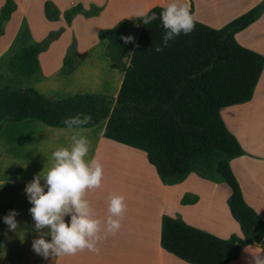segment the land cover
I'll list each match as a JSON object with an SVG mask.
<instances>
[{
	"label": "crops",
	"instance_id": "obj_1",
	"mask_svg": "<svg viewBox=\"0 0 264 264\" xmlns=\"http://www.w3.org/2000/svg\"><path fill=\"white\" fill-rule=\"evenodd\" d=\"M43 1L13 0L15 9L4 22L0 35L1 56L13 41L21 19L26 21L32 42H39L47 32L64 27L60 36L37 55L43 75L58 67L71 41L78 57L89 56L96 47V53L103 55L105 42L95 36L89 38L81 31L92 20L102 22L99 28H110L124 19L120 36L132 48L144 14L152 6L165 7L217 29L260 2L254 0L239 8L240 0H48L59 13L75 3L84 9L89 6L100 9L90 18L77 14L65 26L61 16L56 21L44 19ZM3 2L0 0V7ZM262 22L264 8L253 23L234 35L235 41L248 47L237 36L261 26ZM261 41L264 43V38ZM248 48L264 57V48ZM107 65L109 86L114 78L119 86L122 72L110 68L108 60ZM218 113L243 152L229 161L242 199L264 223V142L256 144L257 129L261 127L246 123L264 122V65L251 98L242 104L220 108ZM32 121L0 124V210L1 206H8L11 214L7 218L18 216L13 211L17 207L12 194L4 191L19 187L24 192L19 217L31 220L34 186L56 184L55 211H49L46 206L42 213L47 219L55 218L56 224L48 222L44 232L20 246L1 231L2 251H16L26 264H187L160 248L162 215L178 217L187 225L219 238L232 233L240 236L237 224L228 214L225 199L229 190L224 183H213L189 173L180 183L162 184L143 152L102 137L104 122L82 129L54 128ZM219 192L220 210L215 209L211 221L200 224L196 218H200L197 214L202 209L203 194L208 193L207 198L214 201L212 197ZM184 195L194 196L196 201L181 205ZM262 239L264 242V234ZM227 264H264V248L255 243L243 246L238 257Z\"/></svg>",
	"mask_w": 264,
	"mask_h": 264
},
{
	"label": "trees",
	"instance_id": "obj_2",
	"mask_svg": "<svg viewBox=\"0 0 264 264\" xmlns=\"http://www.w3.org/2000/svg\"><path fill=\"white\" fill-rule=\"evenodd\" d=\"M264 0L214 29L162 6L144 14L135 42L123 64L129 44L120 36L125 20L97 32L104 41L103 55L110 68L122 72L114 97L97 93H74L66 97L45 96L31 87H0V124L34 120L54 128H91L104 122L102 137L137 149L164 185L180 183L189 173L229 190L225 204L240 236L219 238L184 223L178 217L162 215L159 245L187 264H227L238 257L243 246L264 248V223L242 199L229 161L243 154L226 130L219 109L247 102L263 69L264 57L238 44L234 35L262 13ZM13 0L0 7L2 26L14 11ZM191 7L186 10L190 13ZM100 11H84L75 3L61 13L52 2L42 3V15L56 21L61 14L66 25L76 14L85 18ZM46 39L23 44L27 34L21 20L5 52L10 71L29 77L38 71L37 55L46 50L61 32ZM3 55V56H4ZM1 59V58H0ZM72 68L67 59L62 66ZM194 196H183L180 204H193Z\"/></svg>",
	"mask_w": 264,
	"mask_h": 264
},
{
	"label": "rangeland",
	"instance_id": "obj_3",
	"mask_svg": "<svg viewBox=\"0 0 264 264\" xmlns=\"http://www.w3.org/2000/svg\"><path fill=\"white\" fill-rule=\"evenodd\" d=\"M252 1L254 0H240L239 4L241 5V7L239 8H243V6H246ZM90 7L91 6H89L87 9H84L83 7L82 8L84 9L85 12L89 13ZM79 15L84 17L82 14ZM59 16H61V14ZM21 20L24 21V25L26 26L27 29V34H23L20 36L21 42L15 46L14 51L17 50V48L21 45V43L29 44L32 42L30 34L28 32L26 21L25 19H21ZM263 24L264 22L260 24L261 26L258 25L259 27L258 26L252 27L248 31L240 32L239 35L237 36V40L245 41L243 42V44L246 43L245 45H248V47L250 48L251 46L253 48L255 47L264 48V43L261 41L264 38V30L262 29L261 31V27ZM101 25H102L101 21L96 20L93 22L92 20L87 26H82L81 31L82 33L89 36V38L90 37L92 38L94 36L95 38H97V32L99 30L108 28V27L99 28ZM65 26L68 25L65 24ZM60 28H62V30L64 31V27L60 26L55 30H51L47 32V34L44 36L43 39H46L48 33L50 32L55 33ZM95 29H97L96 32H94ZM60 34L50 42L56 40L60 36ZM128 39L131 40V38ZM243 47L248 48L247 46H243ZM97 49L98 47L94 48L93 49L95 50L94 53H91L89 56L78 57L75 50V44L73 41H71L67 45L66 52L64 56L59 60V65L56 69L52 70L48 75H43V73L38 67V71L29 77H24L10 71L9 68L7 67V59L9 57V54L4 55L5 54L4 53L0 56L1 58L0 87H4V86H15L19 88L31 87L45 96L54 97V98L66 97L74 93H97V94H104L110 97H114L118 86V80L117 78H114V81L109 86V83L107 82L108 78L106 76V72L108 71L107 60L103 57V55H99L98 53H96ZM130 50H131L130 45L125 46V50H124L125 57L122 59L124 65L127 64ZM64 59H67V61L70 64V68H72V70L68 74H62L60 72L61 69L63 71H67L69 69V67L66 65L62 66V61ZM42 60L43 59L41 58V61ZM107 86L109 87L106 88ZM254 98L255 99L258 98L257 91H255L254 93ZM246 123L247 125L250 124L251 126H254V128L261 127L257 129L256 144L257 145L262 144V142H264V122L259 121L257 123H252V124L249 122ZM57 188L58 186L56 184H48L45 186L43 185L41 187L37 185L34 186L33 198H32L33 217L31 220L28 218L25 219L24 217L23 218L19 217V215H21L19 214V205L21 200H22V206H24V201H23L24 192L20 190L19 187H15L13 189H7L6 191H4L7 193L10 191V193L12 194L13 201H15L13 202L14 206L17 207L16 210L14 209L13 211H15L16 213L18 212L16 214L18 216L7 218L8 215L11 214L9 213L8 206H1L0 232L2 231L8 234L7 236L12 238V242L20 246L31 242L32 237L34 240L35 236H38L39 233H41L42 231L44 232V230H46V228L48 227V222H52L53 225H55L56 224L55 218L53 220L47 219L42 216V213H45L46 206L49 207V211L50 210L55 211L57 205V200H56ZM220 193L221 192H219V194L215 195L214 197H212L213 194H211V197L215 198L214 201H212V199L210 198H207V196L209 195L208 193L203 194L201 201L202 209H198L197 215L200 216V218H196L197 222H200L201 224V223H205L206 221H211V217L214 215L213 213H215L214 212L215 209L220 210V199H221L219 198ZM222 195L223 194H221V197ZM200 211H202L203 214H201ZM22 212H24V209H22ZM0 239H1V235H0ZM1 246L2 243L0 241V247ZM0 264H26V263L22 259L21 254L19 257L17 256L16 251L8 250V249L6 250L3 249L2 251V249H0Z\"/></svg>",
	"mask_w": 264,
	"mask_h": 264
}]
</instances>
